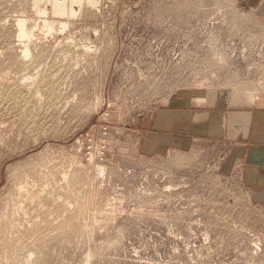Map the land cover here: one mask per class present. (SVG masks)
Masks as SVG:
<instances>
[{
    "label": "rangeland",
    "instance_id": "obj_1",
    "mask_svg": "<svg viewBox=\"0 0 264 264\" xmlns=\"http://www.w3.org/2000/svg\"><path fill=\"white\" fill-rule=\"evenodd\" d=\"M263 4L0 0V264H264V193L228 143L157 118L264 93Z\"/></svg>",
    "mask_w": 264,
    "mask_h": 264
},
{
    "label": "crops",
    "instance_id": "obj_2",
    "mask_svg": "<svg viewBox=\"0 0 264 264\" xmlns=\"http://www.w3.org/2000/svg\"><path fill=\"white\" fill-rule=\"evenodd\" d=\"M157 118L162 130L173 134L172 143L186 144L194 138L226 141L230 153L224 166L229 171L235 163L242 162L245 188L264 193V93L238 107L169 109Z\"/></svg>",
    "mask_w": 264,
    "mask_h": 264
},
{
    "label": "bare ground",
    "instance_id": "obj_3",
    "mask_svg": "<svg viewBox=\"0 0 264 264\" xmlns=\"http://www.w3.org/2000/svg\"><path fill=\"white\" fill-rule=\"evenodd\" d=\"M32 1H33V5L36 8V11L38 13L46 14V11H47L46 6L49 5V9L51 10L53 16L55 15L56 17L57 16L58 17L59 16L60 17L77 16L83 10L84 7H87V9L90 10V9L96 8L100 2V0H32ZM43 2H45L46 6H44V5L41 6V3H43ZM75 6H77L78 9ZM262 11H264V4L262 5ZM59 26H60L61 30H63L68 26V22H66V21L60 22ZM48 28H49V26H48ZM26 34L27 33L25 32L24 25L22 24L21 21H18L17 22V36L24 37ZM27 48H23L24 50L22 51V53L28 54L29 52H28ZM27 184H29V183H27ZM22 185L20 187V193H24L25 196L28 197L27 201L29 200V202H30V200L34 196V195H32L33 191L27 189L26 185L25 186H24V184H22ZM27 186H29V185H27ZM21 195L23 196V194H21ZM26 197L24 198V200H26ZM31 201H33V199Z\"/></svg>",
    "mask_w": 264,
    "mask_h": 264
},
{
    "label": "built area",
    "instance_id": "obj_4",
    "mask_svg": "<svg viewBox=\"0 0 264 264\" xmlns=\"http://www.w3.org/2000/svg\"><path fill=\"white\" fill-rule=\"evenodd\" d=\"M253 64H254V66H260L262 69H264V64L263 63H253ZM239 164L238 165L240 166V172L242 174V172H243V163L242 162H239Z\"/></svg>",
    "mask_w": 264,
    "mask_h": 264
}]
</instances>
